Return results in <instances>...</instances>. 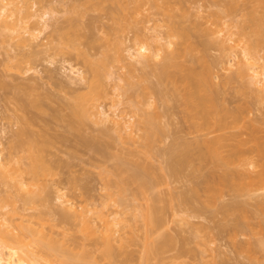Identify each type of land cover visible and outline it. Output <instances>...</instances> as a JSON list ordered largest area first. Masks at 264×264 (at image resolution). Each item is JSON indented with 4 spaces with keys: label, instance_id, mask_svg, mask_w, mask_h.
I'll return each mask as SVG.
<instances>
[{
    "label": "rangeland",
    "instance_id": "1",
    "mask_svg": "<svg viewBox=\"0 0 264 264\" xmlns=\"http://www.w3.org/2000/svg\"><path fill=\"white\" fill-rule=\"evenodd\" d=\"M232 1H237L235 3L239 4V11L230 13L226 10V5ZM27 2L31 7L30 13L35 16L17 22L18 17L15 15L11 22H17V31L8 29L0 35V152L9 169L7 179L0 178V204L2 199L5 206L0 209V221L5 223L4 226L0 225V228H8L12 233L21 234L23 244L28 243L27 248L34 252L33 260L36 258L41 264H64L62 253L53 254L43 245L44 242L63 248L69 247L74 249V252L89 248L94 257H86L84 260L97 261L99 264H264V173L259 178L261 171L264 172V148H260L264 147V139L259 137H264V36L256 35L258 27H253L248 17L251 14L257 17L262 15L258 13L264 11L260 0H122L121 6L125 7L123 9H120L118 1L114 0L16 1L17 5L25 10ZM12 8L13 6L9 5L6 14ZM42 15L47 19L46 24L40 18ZM218 16L221 19H217ZM70 18L77 19L78 32L91 37L90 40L94 41L93 48L88 47V41L84 38L73 44L67 43L68 35L63 33L71 31ZM39 20L41 22L37 25V30H34L33 24ZM175 21L183 26L180 29L186 27L185 30L189 28L191 31L192 28L189 33L191 42H197L200 46L206 43L205 47L199 49L203 50L208 46L203 52H193L201 57L200 61L204 67L215 59L219 61L218 63L215 60L212 64H216L210 65L213 69L210 74L213 79H206V85L216 87V84H220L218 87L223 88H219V93L214 95L219 96L222 105L227 101L224 104L234 111H230L231 118L228 117L232 119L234 116L233 123L239 130L226 118L228 108L225 109L224 119L230 122L226 120L223 124L228 127L231 123V131H251L247 138L252 136V144L257 142L255 136L260 134L256 143L257 146L261 145L259 149L255 143H245L248 150L243 152L244 146L241 145V153L244 155L254 148L260 150L258 156L257 151L253 153L254 150H251L253 155L251 152L248 153L249 156L246 155L253 159V162L245 156L246 160L255 164L254 168L251 164L249 166L248 160L247 163L240 161L245 166L239 162L237 164L243 172L242 169L236 170L235 165L230 168L234 173L249 177L253 176L249 170H253V174L257 173L258 177L249 180L251 183L248 181L249 177H243L245 180H242L239 174L238 178L237 174L236 177L231 172L238 180H233L232 177L228 181L233 180L235 183L227 182L226 186L225 182L219 180L218 172H215L214 168L210 169L213 166H210L212 163L209 159L206 160L209 163L195 160L187 165H178L173 159L172 163L177 164L179 175L176 176V173L171 171L170 155L180 153L182 159L181 153L185 150L184 146L182 147L183 142L188 140L190 143L195 140L193 137L197 138L201 134L197 132V123L208 121L205 120L206 116L205 121L200 119L201 117L192 120L187 114L184 104L185 96L187 97L189 92L186 93L184 87L189 86L190 90L198 94L201 89L199 80H202L203 88L206 82L205 79L186 80L181 77L171 82L170 79H158L159 66L156 64L168 50L172 51L176 47L163 49L162 57L150 60L147 65V61H141L138 47L145 43L151 46L150 49L154 48L152 50L162 47L161 44L165 41L156 42L158 36L178 41V37H171L175 34L172 29L178 28ZM174 23L177 26L171 27ZM241 25L248 26L246 31L244 28L245 32ZM262 26L264 29V21L260 23V27ZM25 30L28 32L24 33ZM18 32H22L25 41L20 40ZM116 41L119 42L115 43L118 48L112 44ZM218 44L222 46L219 47ZM225 44L226 49L223 48ZM251 46H254V49L250 50L254 58L248 60L243 52L245 47ZM60 48H63L62 52ZM85 53L94 60H99L105 53L111 55L109 64L99 67V71L102 69L100 77L95 75L97 73L93 68L97 63L90 68L89 64L84 62ZM242 60V65L247 61L258 68L262 74L261 82L251 79L247 73L248 77L244 75L245 78H229L239 71L237 69ZM201 62L195 64L196 70L198 73H205L208 69L205 71L204 67L201 68ZM251 70H247L250 75L253 73ZM96 80L100 81L102 96L93 110L99 111L100 115H87L80 131L70 128L65 116L71 113V105L77 98L90 94L91 85ZM187 82L190 84H186ZM196 82L199 83V89ZM177 83L180 85L179 89L185 90L186 94L179 93L182 90L177 92V89L174 92L173 87H176ZM32 99H37V103L39 100L41 106L30 107ZM223 108L221 107L220 111ZM23 116L32 120L29 119L32 122L31 125L29 122L30 126L21 118ZM148 116L153 121L149 131L144 126V120ZM220 116L207 119L210 122L218 121ZM115 118L121 120L123 125H116ZM201 120L203 122H200ZM240 124L247 125L248 128H239ZM22 126L34 134L30 143L32 145L25 143L21 147L17 143V133ZM157 126L161 128V132L157 130L160 129ZM216 126L220 127L218 124ZM253 128L260 131L257 129V133ZM253 130L255 132L252 133ZM243 137L246 138V134ZM90 139H94V145L97 144L93 145L94 149L87 143ZM39 142L43 143L41 152L36 145ZM176 146L178 151L182 148V152L174 149ZM172 148L178 153H172ZM30 149L36 151L35 154L32 152L33 156ZM238 149L240 150V145ZM175 157L177 162L181 161L178 156ZM35 164L38 173L35 176L29 175L27 171ZM199 170L200 174L203 172V178ZM136 171H140V175L144 174L146 179L149 178L151 184H144L145 178L142 180L144 183L133 178ZM209 173L213 179L216 177L219 181L210 182L207 178ZM20 181L26 185L23 186ZM197 184L199 186H196ZM210 185H217V191ZM193 188L198 190L197 195L200 193L201 196H190ZM208 193L214 197L209 198L211 194ZM171 196H174L173 200ZM183 196L191 197L188 204L182 202ZM103 202H106L104 211L113 221V243L117 247L118 256L113 261L103 259L94 245V240L103 230L96 214L92 212L86 215L91 225L99 229L95 235L84 220L79 218L72 222L61 221L57 214L59 209L72 213V206L78 211L84 206L101 208ZM223 204H229L233 211L236 207V210L234 213H228V206ZM148 206H156L158 210L161 208L157 214L160 222L151 229L147 227L144 217ZM222 208L227 210L223 211ZM150 232L152 234L149 235ZM149 240L162 243L163 248L158 255H146L147 245L151 243ZM81 244L84 245L83 248Z\"/></svg>",
    "mask_w": 264,
    "mask_h": 264
},
{
    "label": "bare ground",
    "instance_id": "2",
    "mask_svg": "<svg viewBox=\"0 0 264 264\" xmlns=\"http://www.w3.org/2000/svg\"><path fill=\"white\" fill-rule=\"evenodd\" d=\"M16 1L17 0H0V35H3L4 34V32L6 31V30H8V29H10V30H13V31H17V29H16V25H17V22L20 20V21H23L25 18H28V17H30V16H35V14L34 13H30V11H29V9L31 8L29 5H28V2H27V5H26V10L24 9V7H21V6H19V5H17V3H16ZM114 1H118V5H120V9L122 8H125L124 6H121V4H122V0L121 1H119V0H114ZM235 2H237V1H232V3H230L229 5L227 4L226 5V10L228 11V12H230V13H233V12H237V11H239L238 10V6H239V4H236ZM260 3H262L263 5H264V0H260ZM9 5H12L13 6V8L10 10V12L8 13V14H6V11H7V8H8V6ZM263 5H262V7H263ZM117 8V7H116ZM115 8V9H116ZM262 9H264V7L262 8ZM114 10V9H113ZM117 11H118V8L116 9ZM241 10V9H240ZM126 11V10H125ZM122 12V11H121ZM264 12V11H263ZM261 13V11L260 12H258V13H260V14H262V15H260V16H256L255 14H251L250 16H248L249 17V22H251L252 24H253V27H256L257 28V31H256V35H259V36H264L263 34L264 33H261V31H263L264 32V29H263V26L262 27H260V23L262 22V21H264V17H263V15H264V13ZM117 13V12H116ZM15 15H17V22L16 23H13V22H11V19H13V17L15 16ZM220 15V14H219ZM258 15V14H257ZM119 16V15H118ZM222 17V16H221ZM42 20H44V24H46L47 23V19H45L44 18V15H42L41 17H40ZM217 19L218 18H220L219 16L218 17H216ZM223 18V17H222ZM120 19H121V17H120ZM221 19V18H220ZM219 19V20H220ZM117 20H119V18L117 19ZM248 20V19H247ZM120 21V20H119ZM41 21L39 20L38 22H36V23H34L33 24V27H34V30H37V28H38V24L40 23ZM173 22V21H172ZM176 22V21H175ZM69 23H70V30L71 31H69V32H64L63 34H67L68 35V41H67V43H69V44H73V43H75L77 40H80L81 38H84L85 40H87L88 41V47H90V48H93V46H94V41L93 40H90V38L91 37H88L86 34H82V33H80V32H78V30H77V28H78V24H77V19L76 18H70L69 19ZM177 23V22H176ZM247 23V22H246ZM174 25H176L175 23L173 24V26H171V27H175ZM177 25H178V28L177 27H175V28H173L172 30H173V33H175V34H173V36H171V37H178V41H174L172 38H168V39H165V37H157V35H156V39L155 40H157L156 42H163V41H165V42H163L161 45H162V47L160 46L158 49L156 48L155 50H152V49H154V48H152V49H150L149 47H151L150 45L148 46V45H146V43H145V45L143 44V45H141L140 47H138V55H140L139 57H141V61L142 62H144L145 63V61H147V63H145L146 65L150 62V60H155V59H160L161 57H162V50L164 49V50H168V49H170V48H174V47H176L175 49H173L172 51L171 50H168V52L167 51H164L166 54H165V56L163 55V57L160 59L161 61L158 63V64H156V66L158 65L159 66V70L158 69H156V70H158L157 71V77H158V79H159V77H160V79H164V80H168V79H170V82L172 81V80H174V79H178V77H181V78H184V79H205V81L204 82H206L205 83V85L207 84V80L206 79H213V76L212 75H210L211 74V70H213V69H211V66L214 64H212V62H215V60L214 61H211V64L210 63H208L207 65H209V67H210V69H209V67L207 66V65H205V67L203 66L204 64L201 62L202 61V59H201V57H199V56H197V55H194V53L193 52H195V53H199V52H203V51H205L206 49H207V47H206V49L204 48L205 46H206V43H204V44H201L202 46H204L203 48V50H201V49H199V47H202V46H200V45H198V44H196L197 42H194L193 43V41L191 42V37H189L190 35H189V33L192 31V28H191V31H189L188 29V31L187 30H185V28L186 27H184L183 29H180V28H182L183 26L181 25V24H178L177 23ZM176 25V26H177ZM182 26V27H181ZM241 27H242V30L244 31V28H245V31H246V28L248 27H246V25L243 27V25H241ZM256 28H254L253 30L255 31V29ZM261 29V31H260V29ZM196 29V28H195ZM194 29V30H195ZM198 29V28H197ZM196 29V30H197ZM176 30V31H175ZM178 30V31H177ZM244 31V32H245ZM28 32V30H25V32L24 33H27ZM177 32V33H176ZM244 32H243V34H244ZM23 33V34H24ZM29 33H31V34H34L33 32H29ZM247 33V32H246ZM18 36H20V40L21 41H25V39H24V37H23V35H22V32H18ZM193 34V33H192ZM197 35V34H196ZM153 39H154V37H153ZM264 39V38H263ZM90 40V41H89ZM190 40V41H189ZM215 42H216V40H214ZM214 41H213V44H214ZM224 41V40H223ZM260 41H262L261 39H260ZM255 42V41H254ZM254 42H252V43H254ZM114 43V45L113 46H117L116 48H118V45H116L115 43H119V42H112V44ZM203 43V42H202ZM219 43V42H218ZM227 43V42H226ZM251 43V44H252ZM196 44V45H195ZM200 44V43H199ZM222 44H223V42H222ZM198 45V46H197ZM208 45V44H207ZM216 45V44H215ZM174 46V47H173ZM182 46H184V47H182ZM217 46H222V45H217ZM52 48H55V46H52ZM222 48V47H221ZM223 48H225L226 49V44H225V47H223ZM111 49V48H110ZM115 49V48H114ZM251 49H254V46H251L250 48H248V47H245L244 48V55L246 56V58L245 59H248V60H250L251 58H254V56H252V53H251ZM60 50H61V52L63 51V48H60ZM137 50V49H136ZM148 52V53H147ZM163 52V53H164ZM206 54H207V51H206ZM136 55V54H135ZM137 55V56H138ZM31 56V55H30ZM104 56V57H103ZM103 56H102V58H100L99 60L97 59V60H94V59H92V57H90V55L88 54V53H85L84 54V56H83V60H84V62L86 63H88L89 65V67L92 65L93 66V64L94 63H97V64H94L95 66L93 67L94 68V72L95 73H97V74H95V75H97V77L101 74L100 73V71L102 70L101 68L102 67H104L105 65H107L106 63H108V62H110V57H111V55L109 54V53H105V55L103 54ZM131 56H133V54L131 55ZM33 57V56H32ZM199 57V58H198ZM112 59V58H111ZM200 59H201V61H200ZM140 61V60H139ZM140 61V62H141ZM205 60H203V62H204ZM243 61L244 60H242L241 61V66H239V68H241V69H237V70H239V71H237L236 72V74H234L233 73V76L231 75L230 77L229 76H227V77H229V78H231V79H233V78H235V77H241V76H243V77H241V78H245L244 77V75H246L247 77H248V75H249V77L251 78V79H257V81L258 82H261L262 80L260 79V78H262V74L260 73V71L258 70V68L257 67H255V66H253V64L252 63H248L247 61V64H246V62L243 64L244 65V69H242V67H243V65H242V63H243ZM162 62V63H161ZM197 62H201L202 63V66H201V68L202 67H204L205 69V71H206V69H208V70H210V71H206L205 73H198L197 72V67H195L196 65V63ZM216 62H218L219 63V61H217L216 60ZM143 63V64H144ZM198 63V64H199ZM109 64V63H108ZM160 64V65H159ZM197 64V65H198ZM216 64V63H215ZM214 64V65H215ZM231 64V63H230ZM97 65V66H96ZM211 65V66H210ZM233 65V64H232ZM252 65V66H251ZM217 66V65H216ZM96 67V68H95ZM99 67H101L100 68V71H99ZM200 67V66H199ZM208 67V68H207ZM214 67V66H213ZM91 68V67H90ZM106 68V67H105ZM158 68V67H157ZM246 68V69H245ZM248 68L251 70H253V73L250 75L249 73H248ZM104 69V68H103ZM226 69V68H225ZM224 69V70H225ZM251 70V71H252ZM202 70H200V72H201ZM210 72V73H209ZM248 75H247V74ZM159 75V76H158ZM235 75V76H234ZM260 75H261V77H260ZM264 75V74H263ZM212 76V77H211ZM100 77V76H99ZM249 78V79H250ZM248 79V78H247ZM209 80H208V83H209ZM230 80V79H229ZM183 81V80H182ZM182 81L180 82V83H182ZM185 81V80H184ZM213 81V80H212ZM99 82L100 81H97L96 80V82L95 83H93L92 85H91V92H89L90 94H88V95H82L83 97H79V98H77L78 100L75 102V103H73L72 105H71V113L68 115L67 114V117L65 116V120H67L68 121V123H69V126H70V128H73V129H75V130H77V131H80V127H81V124L83 123V121H84V119L86 118V116L87 115H100V112L98 111V112H96V111H94L93 110V108L95 107V105H96V102L98 101V99L102 96V91L99 89ZM160 82H161V80H160ZM199 82H201L202 83V80L200 81L199 80ZM204 82H203V84H204ZM197 83V82H196ZM201 83H200V88L201 89H199L198 88V84L199 83H197V88L200 90V91H198V94H195V92L193 91V90H190V88H189V86H188V88L187 87H184V86H181V87H184V89H186V93L187 92H189V93H185V90L183 91L182 89H179L180 88V85H178V83H177V85H176V87H173V89H174V92H175V90L177 89V92L178 91H180V90H182V92H179V93H183V94H186L187 95V97L185 96V108H186V112H187V114L188 115H190V117H191V119L193 120V118L195 119V120H197V119H199L200 117V119H205L206 117L207 118H209L210 117V120L212 119L211 117H216V115H217V117H219L220 116V114H223L224 116H220V118H219V120L218 121H216V120H213V121H211L210 122V120L209 119H205L207 122H204L206 125H204V123H202V124H200V123H197V121H196V123L199 125L198 126V128H197V132H200L201 134L200 135H198V137L197 138H195V137H193L195 140H191V142L190 143H188L189 141L187 140V141H185V142H183V141H181V143L183 142V145H182V147H183V149H185L184 150V152H182V148L181 149H179V151H178V149H177V147L178 146H180V145H178V146H176V148H174V149H176L178 152H182L181 154H183L182 156V159L180 158V153H179V155L178 154H175L176 152L175 151H173V148H172V150H171V152L172 153H174L175 154V156H178L179 158H180V160L181 161H179V162H177L178 160H175L176 159V157L175 156H173V154L170 152V154H172V155H170L171 157H172V159H171V161L169 162V163H171V165H170V168H171V171H172V173H176V176H178L179 174L177 173V171H178V166H177V164L179 165V163H181V164H183V165H187V164H190L191 162L193 163V162H195V160L196 161H199L200 162V160H202V161H205V162H207L208 161V159H209V162H211L212 163V165H210L212 168H210L211 170L213 169V170H215V172L217 171L218 172V178H219V180L220 181H223V182H225V184H226V186H228L227 185V182H228V184L229 183H235L233 180L238 176V174L237 173H234V172H232L231 170H230V168H231V166L232 165H235L236 166V170H238V169H242V168H238L237 166H239V165H237V164H239L240 163V161H242V162H244V163H247V160L248 159H250L252 162H253V159H251V158H249L248 156H249V154L248 153H252L253 151H251V150H254V152L253 153H255V151H257V149H259V145L257 146V144L256 143H258V137L257 136H259V135H257V136H255L256 137V140H257V142H254L255 144H256V148L257 149H251L250 151H248L247 153H245L246 155L248 154V156H246V155H244V153L242 154L241 153V149L243 148V146H244V148L242 149V151L244 152V150H248V149H246L247 148V144H250L251 143V141L252 140H254V139H252V136L250 137V138H247V134H248V136L249 135H251V134H249V132H251V131H244L245 129H244V127L245 128H248V127H246L247 125H249V123L246 125V126H244V125H241L240 124V126H239V128L240 127H242V126H244V127H242L244 130L242 131V129H241V131L239 132L238 130V126L236 127V125L233 123V121L234 120H232L233 118H234V116L232 117V119H230L231 118V116H230V111H231V109H229L224 103H226V102H224L223 103V105L221 104V100L218 98V97H216V95H214V94H218L219 92V88L220 87H218L219 85L218 84H214L216 87H213V86H210V84H209V86L207 87V85L206 86H204V88H203V86L201 85ZM172 84H173V82H172ZM186 84H188V82L186 83ZM186 84H184L185 86H186ZM190 84V83H189ZM188 84V85H189ZM174 85V84H173ZM182 85V84H181ZM178 86V87H177ZM206 87V88H205ZM222 87V86H221ZM221 90L223 89V88H220ZM188 90V91H187ZM203 90V91H202ZM220 92H222V91H220ZM178 93V94H179ZM182 94V97H184V95ZM220 95V94H219ZM224 95V94H223ZM88 96V97H87ZM223 97V96H222ZM221 98V97H220ZM226 98V97H225ZM222 99V98H221ZM227 99V98H226ZM220 100V101H219ZM228 101H229V99H227ZM219 101V102H218ZM223 101V100H222ZM231 101V100H230ZM182 102H183V100H182ZM181 102V103H182ZM218 102V103H217ZM221 104V106L220 105H218V104ZM40 103H39V100H38V103H37V99H35V100H31L30 101V103H29V106L30 107H34V108H38L39 106H41V105H39ZM229 104H230V102H229ZM24 105L25 106H27V104L26 103H24ZM182 105H183V103H182ZM184 105H183V107H184ZM229 106V105H228ZM233 106V105H232ZM231 106V107H232ZM221 107L223 108V110H221L220 111V109H221ZM226 107V108H225ZM237 107V106H236ZM229 109V111L227 110L226 112V115H227V117H226V115L224 114L225 113V109ZM235 108V107H234ZM238 111V110H237ZM186 112H184V113H186ZM221 112V113H220ZM223 112V113H222ZM231 112H233L234 113V111H231ZM236 112V111H235ZM239 112V111H238ZM220 113V114H219ZM229 113V114H228ZM232 113V114H233ZM237 114V113H236ZM186 115V114H185ZM199 115V116H198ZM204 115V118H202V116ZM219 115V116H218ZM233 115H235V114H233ZM241 115V114H240ZM106 116V115H105ZM107 116H108V114H107ZM106 116V117H107ZM150 116L152 117V119H153V116L150 114ZM206 116V117H205ZM228 116H230V118L228 117ZM110 116H108V118H109ZM155 117V116H154ZM195 117H197V118H195ZM199 117V118H198ZM228 118L230 121H232L231 123H232V125H233V127H236V129H238L237 131H231V130H229V129H233V127H232V125H230L231 123H229V126L227 127V124H223V123H225L226 122V120H228V119H224V118ZM236 117V116H235ZM22 119H25L24 120V122L25 123H28V125H29V119L30 118H28V117H26V116H23V117H21ZM59 118H63V117H60L59 116ZM237 118H239L238 116H237ZM237 118H235V119H237ZM107 119V118H106ZM105 119V120H106ZM151 118H149V116L144 120V126L146 127V129H148V131H149V129H150V126H152V122L153 121H151L152 120ZM187 119H189V117L187 118ZM31 120V119H30ZM57 120H59L58 118H57ZM204 120V121H205ZM228 120V121H229ZM23 121V120H22ZM32 121V120H31ZM107 121V120H106ZM190 121V120H189ZM229 121V122H230ZM23 122V123H24ZM114 122H115V124L116 125H121L122 123H121V120H119V119H114ZM200 122H203L202 120L200 121ZM217 122H219V123H217ZM235 122V121H234ZM236 122H237V120H236ZM31 123L32 122H30V125H31ZM188 123V122H187ZM218 124V126H220V127H217L216 126V124ZM237 123H240V122H237ZM146 124V125H145ZM221 124H223V125H221ZM27 125V124H26ZM27 125V126H28ZM29 125V126H30ZM123 125V124H122ZM235 125V126H234ZM25 126V125H24ZM251 126V125H250ZM250 126H249V128H250ZM254 126V125H253ZM121 127V126H120ZM28 128V127H27ZM152 128V127H151ZM157 128H160L159 126H157ZM145 129V130H146ZM227 129L229 130V131H227ZM254 130H255V128H253ZM258 129V128H257ZM257 129L255 130L256 132H257ZM19 130V129H18ZM158 131H160L161 130V128L160 129H157ZM249 130H251V129H249ZM252 131V133L253 132H255V131ZM259 130V129H258ZM220 131V132H219ZM222 131V132H221ZM260 131V130H259ZM258 131V132H259ZM17 132V131H16ZM147 132V131H146ZM161 132V131H160ZM217 133V134H213V133ZM218 132H219V134H218ZM257 132V133H258ZM148 133V132H147ZM256 133V134H257ZM45 134V133H44ZM150 135L152 134L151 132L149 133ZM190 134V133H189ZM244 134H246V138L245 137H243L244 136ZM256 134H254V135H256ZM16 135V134H15ZM33 133L32 132H30V130L28 131V129H26V128H24L23 126H22V129H20L19 131H18V133H17V137H18V144L22 147V145H24L25 143H27V144H30V143H32V139H34L33 138ZM61 135V134H60ZM147 136H148V134H146ZM186 135V134H185ZM184 135V136H185ZM216 135V136H215ZM55 136H57L56 134H55ZM64 136V135H63ZM62 136V137H63ZM259 137H261V138H263L264 139V137H263V135L261 136H259ZM65 138V137H64ZM67 138V137H66ZM96 138H98V137H96ZM96 138H95V140H96ZM261 138H259V139H261ZM82 139V138H81ZM99 139V138H98ZM151 139V138H150ZM179 139V138H178ZM183 139V138H182ZM181 139V140H182ZM191 139V138H190ZM62 140H64V139H62ZM91 140V141H90ZM89 140V142L87 141V143H90L89 144V146H91V147H93V145H94V139H90ZM176 139H174V141H175ZM186 140V139H185ZM244 140H247V142H245ZM248 140H249V143H248ZM255 140V141H256ZM31 141V142H30ZM84 141V140H83ZM97 142H98V140H96ZM149 141V140H148ZM259 141H261V140H259ZM179 143H180V141H178ZM253 142V141H252ZM174 143V142H173ZM245 143H247V144H245ZM254 143L252 144V145H254ZM259 143H261L262 144V141L261 142H259ZM43 143L41 142V144H40V142H39V144H37L36 143V145L38 146V148L40 149V152L42 151V147H41V145H42ZM178 144V143H177ZM176 144V145H177ZM250 144V145H251ZM19 145H17V146H19ZM30 145H32V144H30ZM109 145V144H108ZM174 145H175V143H174ZM239 145H240V150L238 149L239 148ZM241 145H243V146H241ZM247 145V146H246ZM94 146H97V144H95ZM246 146V147H245ZM261 146V145H260ZM175 147V146H174ZM203 147V148H202ZM17 148V147H16ZM20 148V147H19ZM31 148V147H30ZM95 148H97V147H95ZM251 148V147H250ZM260 148H264V147H260ZM93 149H94V147H93ZM171 149V148H170ZM31 150V149H30ZM29 150V151H30ZM169 150V149H168ZM96 151V150H95ZM259 151L260 150H258L257 151V156L258 155H260L259 154ZM264 151V150H263ZM33 151L31 150V152L30 153H32ZM34 152L36 153V151L34 150ZM33 152V153H34ZM177 152V153H178ZM246 152V151H245ZM33 153H32V156H33ZM34 153V154H35ZM253 153H252V155H253ZM251 154H250V156L251 157H253ZM245 156L248 158L247 160L245 159ZM175 157V158H174ZM177 157V159H179ZM23 159H24V157H22ZM31 158V157H30ZM193 158V159H192ZM211 158V159H210ZM254 158V157H253ZM174 159V160H173ZM172 160L173 161H175V163H177V164H175L174 162L172 163ZM207 160V161H206ZM16 161V160H15ZM22 161V160H21ZM251 161L249 162V160H248V164H249V166H250V164L252 165V167H253V165H255V164H252L251 163ZM209 162H207V163H209ZM239 162V163H238ZM242 162L240 163V164H242ZM19 163H21V162H19ZM207 163L206 164H203V163H201L202 165H207ZM210 163V164H211ZM242 164V165H244L245 166V164ZM51 164V163H50ZM197 165H198V163H196ZM247 164V165H248ZM52 165V164H51ZM209 165V164H208ZM207 165V166H208ZM242 165H240V166H242ZM32 166V165H31ZM53 166V165H52ZM262 166V165H261ZM8 166H7V162H5L4 160H3V157H2V153L0 152V178H6L9 174V172H8V168H7ZM30 167V166H29ZM28 167V168H29ZM140 167V166H139ZM142 167V166H141ZM202 167V166H201ZM10 168V167H9ZM19 169H20V166L18 167ZM22 168V167H21ZM28 168H25V170L27 169L28 170ZM53 168H54V166H53ZM143 168V167H142ZM141 168V169H142ZM144 168H146L147 169V167H144ZM149 168V167H148ZM152 168V167H151ZM166 168H167V166H166ZM187 168V167H186ZM198 168H199V166H198ZM197 168V169H198ZM203 168V167H202ZM206 168V167H205ZM254 168V167H253ZM252 168V169H253ZM196 169V170H197ZM201 169V168H200ZM261 169H262V167H261ZM23 169H21V171H22ZM142 170H145V169H142ZM249 170V169H248ZM260 170V169H259ZM263 171H264V166H263V169H262ZM11 171V170H10ZM203 171V170H202ZM201 171V172H202ZM250 171V173H252V175L253 176H250L251 177V179H250V177L249 176H246L245 174H243V175H245V176H242L241 174H239L242 178L244 177L245 179L246 178H248L249 177V179H248V181L249 180H253L252 178L254 177V179L255 178H257L258 176H257V173H256V175L255 174H253V170H252V172H251V170H249ZM261 171V170H260ZM23 172V171H22ZM28 173H29V175L31 174L32 176H35L37 173H38V168H37V166H36V164L35 165H33L32 167H30L29 168V170L27 171ZM140 172V171H139ZM137 173V171L135 172V176L133 177V178H135L136 180H139V181H141V183H144V184H147L148 185V183L149 184H151L150 183V179L149 178H145L144 177V174H141L140 175V173ZM180 172V171H179ZM210 172V171H209ZM236 176V174H237V176L234 178V175L232 174V173ZM242 172H243V169H242ZM169 173V172H168ZM211 173H213V172H211ZM261 173L262 174H258L259 175V178L263 175V173L264 172H262L261 171ZM11 174V173H10ZM199 174H200V170H199ZM201 174H203V172L201 173ZM201 174H200V176H201ZM210 174V173H209ZM216 175V173H213L212 175ZM173 175H175V174H173ZM204 175H206V173L204 174ZM212 175L210 174V175H208L207 174V178H209V180H210V182H212V181H217L218 180V178H217V180H216V177L213 179V177H212ZM255 175V176H254ZM210 176V177H209ZM257 176V177H256ZM180 177V176H179ZM178 177V178H179ZM202 178H203V176H201ZM212 177V178H211ZM233 177V182L232 181H228L230 178H232ZM240 177V178H241ZM144 178H145V181L143 182L142 180H144ZM176 178V177H175ZM201 178V179H202ZM211 178V179H210ZM238 178H239V176H238ZM242 179V180H245V179ZM7 179V178H6ZM149 179V180H148ZM1 180V179H0ZM203 180V179H202ZM205 180V179H204ZM212 180V181H211ZM218 180V181H219ZM235 180H238V179H235ZM19 181V180H18ZM149 181V182H148ZM205 181H207V180H205ZM204 181V182H205ZM247 181V180H246ZM255 181V180H254ZM207 182H209V181H207ZM206 182V183H207ZM210 182H209V184H210ZM250 182V181H249ZM249 182H248V184H249ZM19 183H21L22 184V181H20ZM197 183V182H196ZM195 183V184H196ZM217 183H219V182H217ZM217 183H212L213 185L214 184H217ZM251 183V182H250ZM24 184L26 185V183L25 182H23V186H24ZM142 185V186H146V185ZM21 185V186H22ZM201 185V184H200ZM22 186V187H23ZM196 186H199V184H197ZM211 186V185H210ZM215 186H217V185H215ZM215 186L214 187H212V189L214 188V191H217V190H215L216 188H215ZM230 186V185H229ZM232 186V185H231ZM147 187V186H146ZM203 187V186H202ZM195 188V187H194ZM192 189V192H191V195L190 196H192V195H197L198 194V190H196V189ZM209 188V187H208ZM233 188V187H232ZM235 188H238V186H235ZM28 190V189H27ZM204 190H208V189H204ZM210 190H211V188H210ZM218 190H221V189H218ZM22 191V190H21ZM202 191H203V189H202ZM209 191V190H208ZM33 193V192H32ZM208 194H211V193H208ZM207 194V196H209ZM174 195V194H173ZM178 195H179V193H178ZM184 195V194H183ZM199 195H200V193H199ZM199 195H197L198 197H199ZM179 196H181V194L179 195ZM178 196V197H179ZM201 196V195H200ZM213 196V194H211V197L209 196V198H213L212 197ZM172 197V196H171ZM174 197V196H173ZM173 197H172V200H173ZM175 197H177V196H175ZM184 197V196H183ZM181 198L182 199V202L184 201V203H189V200L188 199H190L191 197H187V196H185L184 198ZM60 198V197H59ZM61 198H62V196H61ZM60 198V199H61ZM157 198V197H156ZM180 198V197H179ZM154 199V198H153ZM184 199V200H183ZM187 199V200H186ZM154 200H156V199H154ZM158 200H160L159 198H158ZM178 200V199H177ZM180 200V199H179ZM1 201H2V203L0 204V209L1 208H4L5 206H4V200H2L1 199ZM156 202H157V200H156ZM180 202V201H179ZM155 203V202H154ZM181 203V202H180ZM187 203V204H188ZM183 204V203H182ZM225 205V207H227V209H228V213H231L233 210H232V207H231V209H230V206H229V204L227 205V204H223V206ZM103 206V207H102ZM105 206H106V202H103L102 204H101V208H100V206H93V207H88V206H84L82 209H80V211H78V210H76V208H74L73 206H72V208H73V212L71 213V212H68V211H64V210H57V214L59 215V217H60V220L61 221H70V222H72V221H74V220H76V219H82V220H84L86 223H87V225H88V228H90L91 229V231H92V233L95 235V234H97L98 233V231H99V229H97L96 227H93L92 225H91V222L90 221H88L87 219H86V215H87V213H94V214H96L97 215V218L99 219V221L101 222V224H102V227H103V230L102 231H100V235H98V238L96 239V240H94V242H96V244H94V245H96L97 246V250H99L100 251V253H101V255L100 256H102V258L103 259H105V258H108L110 261H113V260H116L117 258H116V256H117V247L115 246V244L113 243V233H112V231H113V229H112V226H113V221L109 218V215L104 211V208H105ZM222 206V207H223ZM233 206V208H234V205H232ZM161 208L159 207V210H158V207H156V206H148V209H147V212L145 213V220H146V225H147V227L148 228H153V227H155L157 224H159V222H160V219H159V217H158V211L160 212L161 210H160ZM219 209H221L220 207H219ZM227 209H225V208H222V210L223 211H226ZM236 210V207H235V209H234V211ZM234 211H233V213H234ZM224 213V212H223ZM225 213H227V212H225ZM232 213V214H233ZM0 215H1V213H0ZM229 215V214H228ZM231 215V214H230ZM2 217H0V219H1ZM6 220V219H5ZM0 225H5V223H4V221H0ZM236 225H238L237 224V222H236ZM235 226V225H234ZM239 226V225H238ZM6 228H7V226H6ZM224 228V227H223ZM226 228V227H225ZM234 228H236V227H234ZM233 228V229H234ZM8 229V228H7ZM7 229H2V228H0V264H41L39 261H38V259H34L33 260V251L32 250H30V249H28L27 247L28 246H26V245H29L28 243H26V245L25 244H23L24 243V240L21 238V234L20 235H18L17 233H12V231H10L9 229L7 230ZM150 234H152V232H150L149 233V235ZM152 236V235H151ZM151 236L149 237V238H151ZM154 240V239H153ZM153 240H149V241H151V243H148V245H147V249H146V252H147V254L146 255H148V253H157V255H158V253H160L159 251H161V249L163 248L162 246H161V244H160V242H156V240L155 241H153ZM164 240V239H163ZM166 240V239H165ZM153 241V242H152ZM156 242V243H155ZM164 242H167V241H164ZM92 244V243H91ZM160 244V245H159ZM43 245H45L52 253L53 252H56V253H62V255H61V258H62V260H63V263L64 264H99V262H89V261H85L84 260V258H86V257H94V255H93V252H92V250H90L89 248L88 249H86V247H85V249L83 248L84 247V245L83 244H81L80 246H82V248L83 249H78V250H76L75 252H74V249H69V247H66V248H63V247H61V246H58L57 244L55 245L54 243H45L44 242V244ZM79 245V244H78ZM80 246H77V247H80ZM122 247H123V245H122ZM93 248V247H92ZM79 250H81L80 252H79ZM95 250H96V248H95ZM53 254H55V253H53ZM153 255V254H152ZM149 256V255H148ZM118 257V256H117ZM128 257V256H127ZM150 257V256H149ZM29 258V259H28ZM128 259V258H127ZM33 260V261H32ZM126 260V259H125ZM30 262H32V263H30ZM126 262V261H125Z\"/></svg>",
    "mask_w": 264,
    "mask_h": 264
}]
</instances>
